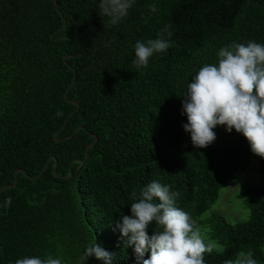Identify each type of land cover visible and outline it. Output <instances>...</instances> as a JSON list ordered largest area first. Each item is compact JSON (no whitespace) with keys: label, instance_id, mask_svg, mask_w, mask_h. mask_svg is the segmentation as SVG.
<instances>
[{"label":"trees","instance_id":"16d2710c","mask_svg":"<svg viewBox=\"0 0 264 264\" xmlns=\"http://www.w3.org/2000/svg\"><path fill=\"white\" fill-rule=\"evenodd\" d=\"M98 4L0 0V190L19 180L0 197L12 198L0 207V264L48 255L77 264L94 243L115 254L114 264H135L115 222L153 180L179 191L177 206L224 246L206 253L205 264L248 250L264 264V186L240 195L247 222L201 219L252 159L264 173V158L224 126L212 144L194 148L181 115L187 84L222 46L264 44V0H136L117 25ZM165 24L171 48L132 68L136 41L155 39ZM91 134L98 142L86 160Z\"/></svg>","mask_w":264,"mask_h":264},{"label":"clouds","instance_id":"9594fccd","mask_svg":"<svg viewBox=\"0 0 264 264\" xmlns=\"http://www.w3.org/2000/svg\"><path fill=\"white\" fill-rule=\"evenodd\" d=\"M136 0H99L100 15L117 25L128 16ZM154 13L155 7L151 9ZM171 24H165L155 39L137 40L131 67L137 71L149 66L156 54L167 53L172 46ZM182 124L194 148H206L216 139L214 129L224 126L246 138L251 152L264 158V44L250 40L222 46L217 62L203 65L187 84L182 96ZM57 116H62L58 110ZM181 193L158 180L143 186L139 195L133 193L130 215L115 222L127 247L132 248L135 264H205V254L222 253L224 246L207 239L199 225L183 208L177 206ZM8 197L0 207L11 205ZM157 230L148 234L150 224ZM146 253L148 258H145ZM101 264H114V253L94 243L85 247L77 264H87L89 258ZM14 264H63L62 258L25 256ZM224 264H257L251 250L240 251Z\"/></svg>","mask_w":264,"mask_h":264},{"label":"rangeland","instance_id":"374dc122","mask_svg":"<svg viewBox=\"0 0 264 264\" xmlns=\"http://www.w3.org/2000/svg\"><path fill=\"white\" fill-rule=\"evenodd\" d=\"M260 163L252 159L249 167L232 179L226 188L219 195V199L214 207L202 216L206 220L213 216H220L231 224L247 222L250 212L246 208L244 201L240 198L245 191L254 186H264V173H260ZM207 239H212L209 235L208 227L200 229ZM216 252V251H215Z\"/></svg>","mask_w":264,"mask_h":264},{"label":"water","instance_id":"95a60500","mask_svg":"<svg viewBox=\"0 0 264 264\" xmlns=\"http://www.w3.org/2000/svg\"><path fill=\"white\" fill-rule=\"evenodd\" d=\"M76 74V73H75ZM76 78V77H75ZM75 78H74V80H73V83L75 82ZM66 97H67V95H66ZM65 97V98H66ZM74 104H76V102H73ZM82 129H83V127H81ZM79 129H77L75 132H74V135L77 133V131H78ZM73 135V136H74ZM73 136H69V137H67V138H69V139H71ZM91 136H93V138H94V142L93 143H91V144H89L88 146H87V148H86V157H85V159L87 160L88 158H89V150L93 147V146H95L96 145V143L98 142V137L96 136V135H94V134H91ZM67 138H65V139H67ZM56 139V138H55ZM65 139H63L62 141H64ZM57 140V139H56ZM58 141V140H57ZM48 168H49V164L47 165V167H46V169H45V171L44 172H42L40 175H38L37 177H35V178H32V180H37V179H39L47 170H48ZM54 174H55V176H57V165H56V167L54 168ZM18 183H19V180L16 178V182L13 184V185H5V186H3L2 188H1V190H0V197H1V195H2V193H3V191L4 190H6V189H8V188H10V187H16L17 185H18Z\"/></svg>","mask_w":264,"mask_h":264}]
</instances>
